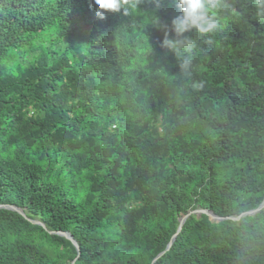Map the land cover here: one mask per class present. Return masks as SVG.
I'll return each instance as SVG.
<instances>
[{
  "label": "trees",
  "instance_id": "trees-1",
  "mask_svg": "<svg viewBox=\"0 0 264 264\" xmlns=\"http://www.w3.org/2000/svg\"><path fill=\"white\" fill-rule=\"evenodd\" d=\"M224 3L185 72L176 0H0V264H264V14Z\"/></svg>",
  "mask_w": 264,
  "mask_h": 264
},
{
  "label": "clouds",
  "instance_id": "clouds-1",
  "mask_svg": "<svg viewBox=\"0 0 264 264\" xmlns=\"http://www.w3.org/2000/svg\"><path fill=\"white\" fill-rule=\"evenodd\" d=\"M94 4L95 16L103 20L106 13L128 15L130 10L137 8L138 0H94ZM176 6L178 13L172 17L170 27L161 25L164 30L161 47L174 54L180 61V68L187 72L192 64L189 54L197 47L194 36L216 33L219 13L228 12V8L224 0H176ZM256 7L259 13L264 14V0H256ZM154 18L160 25V18L157 15Z\"/></svg>",
  "mask_w": 264,
  "mask_h": 264
},
{
  "label": "water",
  "instance_id": "water-1",
  "mask_svg": "<svg viewBox=\"0 0 264 264\" xmlns=\"http://www.w3.org/2000/svg\"><path fill=\"white\" fill-rule=\"evenodd\" d=\"M0 208H2V207L0 206ZM3 208L10 209V210H13V211H17V212H19L20 214L24 215V213L22 212V210H20V209H18V208H16V207L4 206ZM263 208H264V202H263V204L260 206L259 209L254 210V211H251V212H248V213H245V214H243L240 218L235 219V220H239V219H241L242 217H245L246 215H249V214H250V215H254V214L260 212L261 209H263ZM192 214H197L198 216H201L202 214H207V215L210 216V217L212 218V220H214V221H221V220H223V218H219L218 216H216L214 213H212V212H210V211H206V210H196V211H191V212H189L186 216H184L183 218L180 219V228H179V232L181 231L182 226H183L184 222L186 221V219H187L190 215H192ZM24 216H25V215H24ZM32 222H33L34 224H41V223L36 222V221H32ZM58 234H60L61 236L66 237V238H67L68 240H70V241H71V242L77 247V249H78V244H77V242L74 240L73 236H71V235L68 234V233H58ZM176 237H177V235L174 236V238H173V240L171 241V243L169 244L167 250H169V249L171 248V246H172V244L174 243ZM163 254H164V253H162L161 255H159V256L155 259V261H156L158 258H160ZM155 261H154V262H155ZM154 262H153V263H154Z\"/></svg>",
  "mask_w": 264,
  "mask_h": 264
}]
</instances>
